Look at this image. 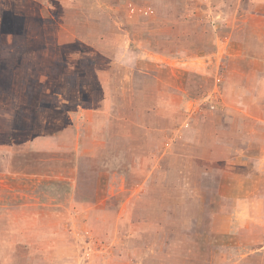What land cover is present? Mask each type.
I'll return each mask as SVG.
<instances>
[{
  "label": "rangeland",
  "instance_id": "374dc122",
  "mask_svg": "<svg viewBox=\"0 0 264 264\" xmlns=\"http://www.w3.org/2000/svg\"><path fill=\"white\" fill-rule=\"evenodd\" d=\"M0 264H264V0H0Z\"/></svg>",
  "mask_w": 264,
  "mask_h": 264
},
{
  "label": "trees",
  "instance_id": "16d2710c",
  "mask_svg": "<svg viewBox=\"0 0 264 264\" xmlns=\"http://www.w3.org/2000/svg\"><path fill=\"white\" fill-rule=\"evenodd\" d=\"M32 152V155H33V153H38V152H35V151H31ZM40 154H45L44 152H39Z\"/></svg>",
  "mask_w": 264,
  "mask_h": 264
}]
</instances>
